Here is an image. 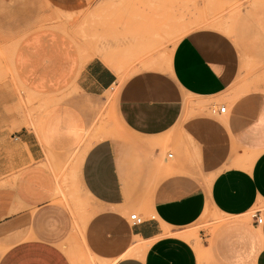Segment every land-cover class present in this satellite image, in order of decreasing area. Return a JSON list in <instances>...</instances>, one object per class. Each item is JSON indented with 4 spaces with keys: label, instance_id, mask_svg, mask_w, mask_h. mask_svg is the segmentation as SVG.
Instances as JSON below:
<instances>
[{
    "label": "crops",
    "instance_id": "crops-1",
    "mask_svg": "<svg viewBox=\"0 0 264 264\" xmlns=\"http://www.w3.org/2000/svg\"><path fill=\"white\" fill-rule=\"evenodd\" d=\"M44 1L66 11L92 0ZM188 33L161 70L121 79L92 59L79 97L60 95L37 129L11 136L0 123V176L15 171L0 179V264H80L81 253L105 264H200L201 246L181 231L213 210L227 224L202 235L203 264H264V223L243 218L264 205V76L245 74L233 31ZM114 89L120 129L106 120L89 129L87 101Z\"/></svg>",
    "mask_w": 264,
    "mask_h": 264
},
{
    "label": "rangeland",
    "instance_id": "rangeland-1",
    "mask_svg": "<svg viewBox=\"0 0 264 264\" xmlns=\"http://www.w3.org/2000/svg\"><path fill=\"white\" fill-rule=\"evenodd\" d=\"M178 25L186 29L172 33ZM204 28L231 38L232 31L236 33L232 41L247 58L245 74L264 76V0H92L83 9L66 11L44 0H0L1 130L13 136L22 128L37 129L61 96L60 102L74 101L81 94L76 90L79 72L92 59L105 63L104 51L119 60L114 70L126 79L143 69L167 67L176 43L188 32ZM34 52L44 56L42 62L34 63ZM64 64L67 70L59 77V66ZM116 92L108 91L95 105L87 101L92 108L89 129L101 120L120 129L114 112ZM67 167L61 172L65 174ZM257 209L264 210V205H256L243 218L250 219ZM224 217L213 210L181 231L193 246H201L200 264L208 261L202 235L227 224ZM73 249L81 251L79 246ZM79 256L80 264H105L83 253Z\"/></svg>",
    "mask_w": 264,
    "mask_h": 264
},
{
    "label": "built area",
    "instance_id": "built-area-1",
    "mask_svg": "<svg viewBox=\"0 0 264 264\" xmlns=\"http://www.w3.org/2000/svg\"><path fill=\"white\" fill-rule=\"evenodd\" d=\"M225 109H226L225 106H212L211 107L212 113H218V114H224ZM167 156L170 158L172 156V153H168ZM250 219L256 225L263 224L264 223V210H261V209L254 210L250 214ZM129 220L131 221L133 225H140L143 223L142 217H140L136 213L131 214Z\"/></svg>",
    "mask_w": 264,
    "mask_h": 264
},
{
    "label": "bare ground",
    "instance_id": "bare-ground-1",
    "mask_svg": "<svg viewBox=\"0 0 264 264\" xmlns=\"http://www.w3.org/2000/svg\"><path fill=\"white\" fill-rule=\"evenodd\" d=\"M193 19V18H192ZM182 21V20H180ZM186 21V20H185ZM149 22H151L149 20ZM147 24H152V23H147ZM181 25V24H180ZM150 26V25H149ZM186 29V27L184 25L182 26H175L172 28V33L176 32H180V31H184ZM154 32H155V29H154ZM231 32V31H230ZM154 34V33H153ZM102 53V52H101ZM102 59L103 61L105 62L104 64H107V66H109L110 68L112 69H117L118 66H119V60L118 59H113V57H111V55L109 54V52L107 51H104L102 54ZM152 66V65H151ZM91 257V256H90ZM101 262V261H100ZM101 264V263H100Z\"/></svg>",
    "mask_w": 264,
    "mask_h": 264
}]
</instances>
